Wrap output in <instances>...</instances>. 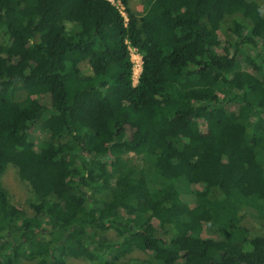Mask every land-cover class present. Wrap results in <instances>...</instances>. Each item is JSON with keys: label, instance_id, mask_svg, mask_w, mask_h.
Listing matches in <instances>:
<instances>
[{"label": "trees", "instance_id": "1", "mask_svg": "<svg viewBox=\"0 0 264 264\" xmlns=\"http://www.w3.org/2000/svg\"><path fill=\"white\" fill-rule=\"evenodd\" d=\"M114 1L0 0V264H264V0Z\"/></svg>", "mask_w": 264, "mask_h": 264}, {"label": "rangeland", "instance_id": "2", "mask_svg": "<svg viewBox=\"0 0 264 264\" xmlns=\"http://www.w3.org/2000/svg\"><path fill=\"white\" fill-rule=\"evenodd\" d=\"M113 1V0H112ZM116 3V1H114ZM131 5L134 9L141 11L144 7V2L145 0H130ZM121 9H123L122 5L120 3H116ZM131 56L132 60L134 63L133 66V72H134V82H137V77L140 72V63L142 60V52L139 50H135L134 48L131 49ZM82 70L85 73H90L91 68L88 63H83L82 64ZM41 100L45 104H49V96L44 95L41 97ZM233 108H237V105H234ZM33 140L37 144L41 137L42 133L40 128L35 127L33 129L32 133ZM228 165H223V164H214V166L206 170L201 178H204L207 174L209 173H214L217 174L218 176H223V169L227 168ZM2 181L6 188L9 191L10 198L14 204H16L18 207L27 209L28 211H33L31 208L30 203L38 201V196L34 193V191L24 188L22 184L18 182L17 176H16V169L14 167H9L7 171L5 172ZM235 181H246L250 183H255V177L254 173L251 171H248L243 168V166L237 167L236 173H235ZM195 188V186H194ZM197 188L200 190V185H197ZM184 200L192 203L193 202V195L192 194H185L183 196ZM243 224L246 225L249 230L251 235H264V219H257L254 216L247 214L244 219H243ZM169 229V228H168ZM148 254L140 251V250H134L131 252L127 257L124 259H120L119 261H127L131 258H144L147 257ZM69 264H100L99 262L87 259L85 257H78V258H70L68 260ZM117 262V261H116ZM27 261H24L22 264H26ZM109 264H115L114 261L110 262Z\"/></svg>", "mask_w": 264, "mask_h": 264}, {"label": "built area", "instance_id": "3", "mask_svg": "<svg viewBox=\"0 0 264 264\" xmlns=\"http://www.w3.org/2000/svg\"><path fill=\"white\" fill-rule=\"evenodd\" d=\"M113 2H114V0H113ZM116 3H120V2H116ZM132 48H134V47H131L130 48V51H131V49ZM135 50H137L136 48H134ZM141 67H142V60H141V63H140V71H141ZM139 74H140V72H139ZM139 74H138V76H139ZM138 78V77H137ZM138 80V79H137ZM136 83V82H135Z\"/></svg>", "mask_w": 264, "mask_h": 264}]
</instances>
